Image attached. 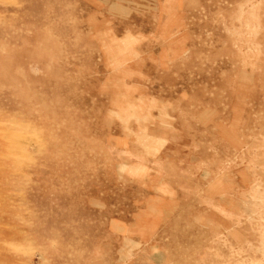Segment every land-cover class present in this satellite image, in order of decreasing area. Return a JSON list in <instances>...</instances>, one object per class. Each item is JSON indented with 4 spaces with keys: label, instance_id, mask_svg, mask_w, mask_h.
I'll list each match as a JSON object with an SVG mask.
<instances>
[{
    "label": "rangeland",
    "instance_id": "1",
    "mask_svg": "<svg viewBox=\"0 0 264 264\" xmlns=\"http://www.w3.org/2000/svg\"><path fill=\"white\" fill-rule=\"evenodd\" d=\"M0 264H264V0H0Z\"/></svg>",
    "mask_w": 264,
    "mask_h": 264
}]
</instances>
